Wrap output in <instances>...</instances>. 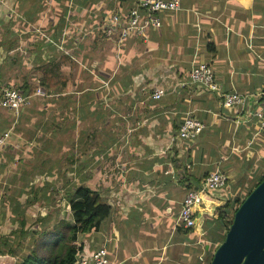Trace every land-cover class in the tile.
Wrapping results in <instances>:
<instances>
[{"label": "crops", "instance_id": "crops-1", "mask_svg": "<svg viewBox=\"0 0 264 264\" xmlns=\"http://www.w3.org/2000/svg\"><path fill=\"white\" fill-rule=\"evenodd\" d=\"M136 1L0 0V97L9 87L32 94L18 114L0 103V135L10 132L0 264H18L55 223L73 222L79 187L111 210L78 234L77 258L104 247L110 264H209L227 232L220 214L264 176V132L249 113L264 103V0H180L146 36L107 38L104 19ZM203 62L222 92L246 97L242 107L188 82ZM188 115L205 129L184 140ZM215 171L226 185L196 207L195 228L182 227L184 196Z\"/></svg>", "mask_w": 264, "mask_h": 264}, {"label": "built area", "instance_id": "built-area-1", "mask_svg": "<svg viewBox=\"0 0 264 264\" xmlns=\"http://www.w3.org/2000/svg\"><path fill=\"white\" fill-rule=\"evenodd\" d=\"M181 8L180 0H137L129 12L123 16L118 13H112L104 19V35L116 41L118 44L131 34L146 36L147 30L162 25V13L166 11H175ZM189 83L201 86L222 96V103L226 108L242 107L246 102V97L239 93H225L221 91L217 84L214 72L211 66L205 62L195 65L190 72ZM46 97L48 93L37 88L34 95ZM165 95L162 88L155 89L151 96L154 99H160ZM264 101V89L260 93ZM32 94L22 93L15 88H5L0 97V103L7 109L18 114L22 107L30 104ZM250 115L258 120L259 128L264 132V103L261 107L250 110ZM205 125L197 118L188 115L179 126L177 137L184 140L195 139L203 132ZM10 136L9 130L0 135V147ZM227 183V176L220 171L210 173L203 186L196 190L190 189L184 196L182 206L178 216V224L186 229L195 228L197 225L196 207L204 203V196L208 193L219 190ZM75 264H110L108 251L101 247L93 251L88 257H79Z\"/></svg>", "mask_w": 264, "mask_h": 264}, {"label": "trees", "instance_id": "trees-1", "mask_svg": "<svg viewBox=\"0 0 264 264\" xmlns=\"http://www.w3.org/2000/svg\"><path fill=\"white\" fill-rule=\"evenodd\" d=\"M47 68V66L43 68L46 75L48 73ZM263 180L264 176L255 186ZM74 194L77 198L71 202L73 222L63 219L55 223L44 234V238L38 242V250L23 258L18 264H75L80 249V246L77 245L78 234L93 229L98 230L103 219L109 216L111 209L109 205L101 201L95 191L88 187H79ZM246 196L239 204L243 202ZM219 218L226 224L228 230L233 217L230 219L222 213ZM48 236L54 241L53 245H48L46 240Z\"/></svg>", "mask_w": 264, "mask_h": 264}, {"label": "water", "instance_id": "water-1", "mask_svg": "<svg viewBox=\"0 0 264 264\" xmlns=\"http://www.w3.org/2000/svg\"><path fill=\"white\" fill-rule=\"evenodd\" d=\"M209 264H264V180L235 211Z\"/></svg>", "mask_w": 264, "mask_h": 264}, {"label": "rangeland", "instance_id": "rangeland-1", "mask_svg": "<svg viewBox=\"0 0 264 264\" xmlns=\"http://www.w3.org/2000/svg\"><path fill=\"white\" fill-rule=\"evenodd\" d=\"M257 181H259L258 179L255 181V184H256V182ZM254 184V185H255ZM241 189V187H237L236 188V190H240ZM247 192V191H246ZM247 193H249V192H247ZM247 193H245V194H235L234 196H232L231 197V204H230V206H227V211L225 212V213H227V214H225L228 218H232L233 216H234V213H235V208H237L240 204V201L243 199V197L247 194ZM47 242H48V239H47Z\"/></svg>", "mask_w": 264, "mask_h": 264}]
</instances>
